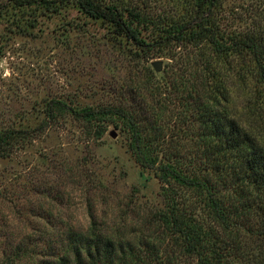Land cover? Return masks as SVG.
Masks as SVG:
<instances>
[{
  "label": "trees",
  "instance_id": "1",
  "mask_svg": "<svg viewBox=\"0 0 264 264\" xmlns=\"http://www.w3.org/2000/svg\"><path fill=\"white\" fill-rule=\"evenodd\" d=\"M149 2L0 0V56L8 38L77 30L111 49L114 66L133 64L102 84L106 102L47 100L37 129L69 115L99 140L113 125L140 174L160 183L152 202L132 187L113 216L85 198V227L57 214L6 243L0 264H264V0H169L164 11ZM171 46L159 77L150 60ZM20 135L0 133V156Z\"/></svg>",
  "mask_w": 264,
  "mask_h": 264
},
{
  "label": "rangeland",
  "instance_id": "2",
  "mask_svg": "<svg viewBox=\"0 0 264 264\" xmlns=\"http://www.w3.org/2000/svg\"><path fill=\"white\" fill-rule=\"evenodd\" d=\"M168 1L150 0L149 4L164 11L170 10ZM242 1L251 0H229L228 6ZM247 19L244 15L237 21L245 25ZM39 33V38H8L0 56V133L14 129L21 134L0 156V256L6 243L15 244L25 234L51 227L50 220L55 221L57 214L66 223L70 219L75 227H85V198L92 197L97 209L113 216L115 200H125L132 187L139 189L137 197L142 202H152L160 188L152 171L140 174L126 134L113 125L99 140L69 115L38 131L45 121L47 100L61 97L80 105L106 102L109 97L102 84L111 74L127 75L133 68L131 63L114 66L116 54L112 56L111 49L94 46L77 30L64 36ZM175 54L176 47L171 46L150 60L151 67L161 62V69H155L157 76L174 63ZM102 192L111 200L105 208L100 203Z\"/></svg>",
  "mask_w": 264,
  "mask_h": 264
},
{
  "label": "water",
  "instance_id": "3",
  "mask_svg": "<svg viewBox=\"0 0 264 264\" xmlns=\"http://www.w3.org/2000/svg\"><path fill=\"white\" fill-rule=\"evenodd\" d=\"M154 66H155V69H156V70H160V69H161V62H160V61H156V62L154 63Z\"/></svg>",
  "mask_w": 264,
  "mask_h": 264
}]
</instances>
